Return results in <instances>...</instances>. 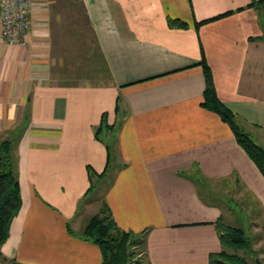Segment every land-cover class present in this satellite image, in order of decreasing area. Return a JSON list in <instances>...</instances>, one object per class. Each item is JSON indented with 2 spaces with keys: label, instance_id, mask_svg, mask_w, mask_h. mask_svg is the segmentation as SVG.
Masks as SVG:
<instances>
[{
  "label": "crops",
  "instance_id": "0c3cea01",
  "mask_svg": "<svg viewBox=\"0 0 264 264\" xmlns=\"http://www.w3.org/2000/svg\"><path fill=\"white\" fill-rule=\"evenodd\" d=\"M77 1L96 48L70 60L56 53L52 24ZM258 1L31 0L25 43L0 36V141L14 144L22 194L2 246L7 258L102 264L100 247L82 232L104 203L121 230L145 233L146 264H210L223 250V203L240 212L234 196L252 199L246 211L264 220L263 173L230 125L202 105L203 48L218 97L264 147ZM90 69L96 74L78 75ZM93 75L101 82H72ZM104 113L119 123L107 189L95 214L82 215L93 193L89 169L101 174L109 162L95 134Z\"/></svg>",
  "mask_w": 264,
  "mask_h": 264
},
{
  "label": "trees",
  "instance_id": "16d2710c",
  "mask_svg": "<svg viewBox=\"0 0 264 264\" xmlns=\"http://www.w3.org/2000/svg\"><path fill=\"white\" fill-rule=\"evenodd\" d=\"M254 4L262 6L264 0L254 2ZM83 9L85 11V18L88 21L85 6H83ZM231 13L229 12L221 16H227ZM208 21L198 22L196 23V27L199 28L201 24ZM176 23L182 27H187L188 25L182 21H176ZM93 44L95 45V43ZM202 52L203 59L201 64L206 77L203 107L216 112L230 125L240 145L246 150L264 175V147L259 145L249 133L242 130L236 114L218 97L212 70L206 61L203 48ZM117 110L119 112V102ZM115 130V125L108 123L107 114L104 113L102 123L96 128L95 134L97 139L106 144L109 162L105 171L101 174H97L94 170L89 169L91 180L90 193L98 188L96 181L99 180L100 184H102L111 170L110 159L116 142ZM14 150L15 147L12 140L6 139L0 141V264H23L17 262L15 259L7 258L2 252V246L10 236L11 224L22 208V194ZM217 229L223 250L210 255V264H249L238 254L234 253L237 249L250 245L245 229L231 226L225 223L223 219L218 221ZM70 233L73 232L70 230ZM82 236L100 247L103 257L102 264H146L145 233L140 235L121 230L117 226L107 203H104L100 212L88 221L82 232ZM140 246L144 247L145 251H142Z\"/></svg>",
  "mask_w": 264,
  "mask_h": 264
},
{
  "label": "rangeland",
  "instance_id": "374dc122",
  "mask_svg": "<svg viewBox=\"0 0 264 264\" xmlns=\"http://www.w3.org/2000/svg\"><path fill=\"white\" fill-rule=\"evenodd\" d=\"M84 12L85 11L80 1H77L72 4L69 3L63 4L58 17L54 20L52 24L55 31L54 32L55 35L52 41L55 46L54 49L56 50V53L62 54L66 58L68 57L70 60L72 57L76 55L78 57H81L80 53L81 54L86 53L87 49L91 51L92 47L94 46L93 43H95L96 41V36L94 32H92L89 22L85 18ZM93 70L94 69H90L88 73H86L84 70H78V75L81 76L83 74H90V73L96 74ZM94 76L95 75H93V77L91 78L93 80L90 81H72V82H79V83L101 82L100 80L102 78L94 77ZM114 125L115 128H117L119 123H116ZM239 126L242 128V130L249 133L253 137V135L250 133L249 130H247V128L244 125L240 123ZM98 184H100L99 180L96 181V185L98 186V188L95 191H93L92 195L88 198L87 201L88 203L82 204L81 206L82 212L80 214L83 215L85 214V212L86 213L88 212L90 215H92L95 214V212L97 211V207L99 205L101 207V204H99V202H101V200L103 199L104 193L107 189L106 184H108V182L104 181L102 184L100 185ZM233 195H235L234 192ZM233 200H235L236 203H238L240 212L234 213L233 210L226 204V202L223 201L224 212H225L224 219L226 223L229 225L231 224V226H238V227L240 226L244 228L247 236L249 237L248 242L250 244L249 246L237 249L236 251H234V253L238 254V256L242 257L249 264H257V259L261 261V264H264V231H263L264 220H262V215L260 214L261 217L258 218V215L255 214L254 216L256 217L254 218L253 215H250L252 213L251 211L249 212L246 211L247 210L246 206L252 203V199L250 200L248 198H241L239 196H234ZM254 203L255 202H253V204ZM85 209L87 211H84ZM253 209L257 210L256 212L258 214L260 213L258 207L255 206ZM238 217L239 220L241 219L240 221L238 220ZM254 222L255 225L256 224L257 225L256 226L254 225V227H252L251 223ZM141 248L142 251H145L144 247Z\"/></svg>",
  "mask_w": 264,
  "mask_h": 264
},
{
  "label": "built area",
  "instance_id": "2783aa9c",
  "mask_svg": "<svg viewBox=\"0 0 264 264\" xmlns=\"http://www.w3.org/2000/svg\"><path fill=\"white\" fill-rule=\"evenodd\" d=\"M31 0H0V36L7 45H23L32 28Z\"/></svg>",
  "mask_w": 264,
  "mask_h": 264
},
{
  "label": "water",
  "instance_id": "95a60500",
  "mask_svg": "<svg viewBox=\"0 0 264 264\" xmlns=\"http://www.w3.org/2000/svg\"><path fill=\"white\" fill-rule=\"evenodd\" d=\"M257 264H261V261L259 259H257Z\"/></svg>",
  "mask_w": 264,
  "mask_h": 264
}]
</instances>
